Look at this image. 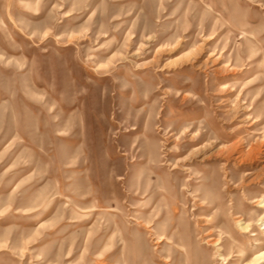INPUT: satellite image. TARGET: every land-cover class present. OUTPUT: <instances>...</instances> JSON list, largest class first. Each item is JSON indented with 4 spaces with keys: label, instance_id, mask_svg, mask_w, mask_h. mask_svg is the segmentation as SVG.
<instances>
[{
    "label": "rangeland",
    "instance_id": "374dc122",
    "mask_svg": "<svg viewBox=\"0 0 264 264\" xmlns=\"http://www.w3.org/2000/svg\"><path fill=\"white\" fill-rule=\"evenodd\" d=\"M263 202L264 0H0V264H264Z\"/></svg>",
    "mask_w": 264,
    "mask_h": 264
},
{
    "label": "bare ground",
    "instance_id": "6f19581e",
    "mask_svg": "<svg viewBox=\"0 0 264 264\" xmlns=\"http://www.w3.org/2000/svg\"><path fill=\"white\" fill-rule=\"evenodd\" d=\"M262 206H264V202H263ZM242 227H243V228H247V224L244 225V226H242ZM212 241H213L212 243H213L214 245L220 243V239H219V238H217V239H215V240L213 239ZM216 250H217V248H216ZM219 251H220V250H219ZM217 252H218V251H217ZM218 255H219L220 257H223V259H227V257H228L229 254L224 255V254L218 252Z\"/></svg>",
    "mask_w": 264,
    "mask_h": 264
}]
</instances>
